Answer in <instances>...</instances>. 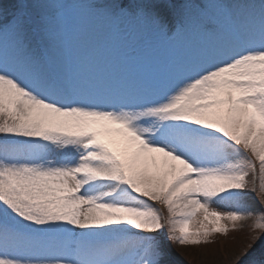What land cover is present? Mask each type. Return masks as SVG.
Instances as JSON below:
<instances>
[{"label":"snow or ice","instance_id":"1","mask_svg":"<svg viewBox=\"0 0 264 264\" xmlns=\"http://www.w3.org/2000/svg\"><path fill=\"white\" fill-rule=\"evenodd\" d=\"M82 12L215 43L163 78L88 82L72 60ZM245 225L232 264L264 240V0H188L171 31L95 0L0 15V264H164L165 241Z\"/></svg>","mask_w":264,"mask_h":264},{"label":"rangeland","instance_id":"2","mask_svg":"<svg viewBox=\"0 0 264 264\" xmlns=\"http://www.w3.org/2000/svg\"><path fill=\"white\" fill-rule=\"evenodd\" d=\"M21 0H0V15L7 19L17 13ZM117 0H95L97 7L118 6ZM132 7L144 6L147 10L159 15L168 25L169 30L175 21L174 9L179 0H129ZM31 10L39 0H26ZM199 3L200 0H197ZM75 24L77 32L72 40V60L77 71L76 75L88 82L103 81L116 84L128 78H163L166 75L165 60L172 58L177 63L185 59H196L205 48L212 47L215 41L192 29H188L181 38L171 43L164 42L165 36L157 35L151 29L134 20L132 30L120 45L112 43L113 33L110 21L80 13ZM174 57V58H173ZM172 65V62H171ZM250 203L255 202L252 193H248ZM161 212H166L161 205H154ZM250 230L245 225L243 229L229 231L226 234H215L207 243L198 245H175L174 255L181 257L188 264H232L233 259L249 243ZM221 241V243H219ZM167 245V241H165ZM264 240L257 242L248 255L242 257L241 264H263L259 258H264L260 251ZM166 253V252H165ZM171 255H164L172 259ZM164 264H167L164 261ZM168 264H176L168 263ZM183 264V263H181Z\"/></svg>","mask_w":264,"mask_h":264},{"label":"trees","instance_id":"3","mask_svg":"<svg viewBox=\"0 0 264 264\" xmlns=\"http://www.w3.org/2000/svg\"><path fill=\"white\" fill-rule=\"evenodd\" d=\"M185 264H187V263H185Z\"/></svg>","mask_w":264,"mask_h":264}]
</instances>
